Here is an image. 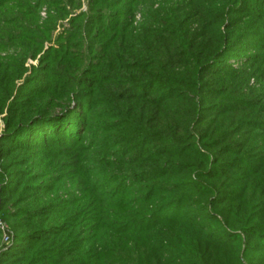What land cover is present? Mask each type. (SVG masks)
I'll return each mask as SVG.
<instances>
[{"label": "rangeland", "instance_id": "374dc122", "mask_svg": "<svg viewBox=\"0 0 264 264\" xmlns=\"http://www.w3.org/2000/svg\"><path fill=\"white\" fill-rule=\"evenodd\" d=\"M165 1L181 0H142L139 5L136 0H102V5L94 0H0V261L24 242L15 226L31 206L47 204L41 211L45 224L67 221L74 225V238L83 240L90 233L86 220L96 216L91 210L100 208L99 202L117 189L135 188L128 158L160 152L158 135L149 134L146 118L162 102V90L166 98L176 87L139 83L135 75L123 83L126 74L121 77L108 69L107 54L122 35L120 29L123 35L141 32L143 4L151 3L160 12ZM192 16L182 28L187 26L193 34H215L217 27L228 35L243 26L236 45L228 47L240 53L225 62H233L231 75L249 73L239 84L243 100L255 98L264 106V0H229L223 11L203 7ZM233 60L242 63L238 66ZM228 81L207 75L201 96L186 101L200 109L199 125L208 126L218 107L243 102L228 91L233 82ZM107 82L110 89L104 91ZM119 92L128 97L127 105L116 102ZM31 116L37 119L14 131ZM193 133L196 146L212 142ZM164 148L178 152L173 144ZM253 156L246 159L253 161ZM10 262L26 264L20 257Z\"/></svg>", "mask_w": 264, "mask_h": 264}, {"label": "trees", "instance_id": "16d2710c", "mask_svg": "<svg viewBox=\"0 0 264 264\" xmlns=\"http://www.w3.org/2000/svg\"><path fill=\"white\" fill-rule=\"evenodd\" d=\"M202 1L209 4L203 6ZM228 2L165 1L160 12L145 3L141 32L123 35L120 29L122 35L117 33L114 50L107 54L108 69L121 77L125 73L123 83L135 75L139 83L158 81L176 87L169 89L171 95L166 98L162 90V102L146 118L149 134L156 131L158 135L161 145L156 150L160 152L144 151L138 158H128L135 188L106 195L100 208L91 210L96 216L86 220L90 233L83 240L74 238V225L67 221L45 224L41 211L47 204L23 210L22 222L15 228L21 230L17 237L25 240L0 264H10L14 257L26 264H264V106H258L255 98L243 100L239 84L249 73L243 70L231 75L233 62H225L240 53L233 49L243 26L228 35L217 27L215 34L202 35L182 28L195 11L203 7L223 11ZM94 4L103 2L94 0ZM189 10H193L190 16ZM181 16L187 20L181 22ZM156 24L159 28L149 29ZM230 44L232 49H228ZM210 74L220 76L221 82L233 81L228 91L243 102L218 107L207 120L208 126L199 125L200 109L186 101L201 96ZM103 89H110L109 82ZM115 100L128 104L121 92ZM168 100L171 103L165 104ZM35 117L14 131L23 130ZM193 131L197 139L212 142L196 146L191 142L196 135ZM170 144L178 152H166L164 147ZM254 153L253 161L246 159ZM85 200L88 203L90 195Z\"/></svg>", "mask_w": 264, "mask_h": 264}]
</instances>
